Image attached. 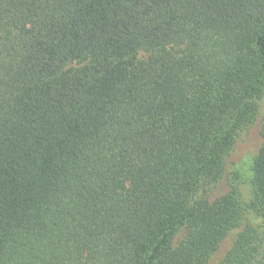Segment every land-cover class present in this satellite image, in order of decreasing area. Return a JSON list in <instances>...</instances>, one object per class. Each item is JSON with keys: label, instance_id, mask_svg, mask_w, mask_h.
I'll return each mask as SVG.
<instances>
[{"label": "trees", "instance_id": "obj_1", "mask_svg": "<svg viewBox=\"0 0 264 264\" xmlns=\"http://www.w3.org/2000/svg\"><path fill=\"white\" fill-rule=\"evenodd\" d=\"M263 90L264 0H0V264H264Z\"/></svg>", "mask_w": 264, "mask_h": 264}, {"label": "rangeland", "instance_id": "obj_2", "mask_svg": "<svg viewBox=\"0 0 264 264\" xmlns=\"http://www.w3.org/2000/svg\"><path fill=\"white\" fill-rule=\"evenodd\" d=\"M141 57H146L144 53H140ZM86 62L74 61L69 63L66 69H78L84 66ZM258 113L255 120L237 137V141L232 149L226 164V172L222 181L217 185L215 193L220 195L230 190L239 191L244 201H250L254 197L253 188V167L254 160L264 142L263 138V118H264V90L260 97L256 99ZM246 215L240 225L232 230L220 243L217 250L212 254L208 264H221L227 252L232 248L237 234L243 229L247 223ZM184 233L177 237L182 239Z\"/></svg>", "mask_w": 264, "mask_h": 264}]
</instances>
